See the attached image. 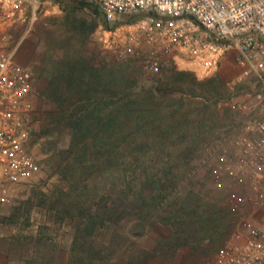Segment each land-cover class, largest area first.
<instances>
[{
	"label": "rangeland",
	"instance_id": "rangeland-1",
	"mask_svg": "<svg viewBox=\"0 0 264 264\" xmlns=\"http://www.w3.org/2000/svg\"><path fill=\"white\" fill-rule=\"evenodd\" d=\"M101 17L79 0H37L10 16L0 10V42L34 75L30 151L37 164L0 206V264H205L235 228L210 165L256 116L253 83L240 77L233 51L207 74L187 60L168 62L158 78L140 76L134 60H118L101 45ZM74 57L99 70L95 94L114 96L108 106L118 109L103 127L110 109L101 102V118H87L77 136L69 124L51 122L57 109L42 94L45 74ZM234 100L248 107L234 111ZM126 199L128 218L115 212L114 224L104 221L102 211L120 210ZM185 210L210 213L213 233L172 243L185 228Z\"/></svg>",
	"mask_w": 264,
	"mask_h": 264
},
{
	"label": "built area",
	"instance_id": "built-area-1",
	"mask_svg": "<svg viewBox=\"0 0 264 264\" xmlns=\"http://www.w3.org/2000/svg\"><path fill=\"white\" fill-rule=\"evenodd\" d=\"M106 21L100 42L118 60H134L140 76L160 77L165 65L191 61L202 74L234 52L240 77L254 86L257 114L214 155L209 175L235 218L229 240L205 264H264V0H84ZM37 0H0L3 15ZM130 16H138L128 21ZM0 42V206L37 169L30 151L34 75ZM234 111L244 101L230 102Z\"/></svg>",
	"mask_w": 264,
	"mask_h": 264
},
{
	"label": "trees",
	"instance_id": "trees-1",
	"mask_svg": "<svg viewBox=\"0 0 264 264\" xmlns=\"http://www.w3.org/2000/svg\"><path fill=\"white\" fill-rule=\"evenodd\" d=\"M82 6L88 5L89 7L93 6L94 10L97 12L99 11L101 14L102 22L105 28H108V22L106 21L103 13L99 9V7L96 4L79 0ZM138 16H130L128 20L133 21ZM99 70L94 68L93 66L87 67L84 66L81 63V60L79 58L74 57V61L69 62H61L59 61L58 64H55L53 67V70L49 73L45 74V77L47 78V84L45 89L42 91V94L44 97L49 99L50 102H52L55 105V108L57 109V112L51 117L52 123H61L62 124H69L71 126V129L74 131V135H79L80 131L78 129L82 128V125H86V119L89 117H98V109L99 104L103 102L104 104H101L105 108H109L110 112L103 115L108 119V121L102 122L103 127H109L111 125V122L114 121L112 118L115 113L118 112V109L113 106H108L111 103L116 102V98H101L95 94V86L94 83L96 81L97 85V77ZM96 73V74H94ZM107 76H110V78L114 77L111 74H107ZM106 76V77H107ZM92 78L94 80V83L92 85ZM109 79V78H108ZM94 86V87H93ZM116 93V92H113ZM126 97V96H125ZM81 103V104H77ZM128 111L127 106H125ZM114 109V110H113ZM103 111V108H100V112ZM117 111V112H115ZM81 112L82 116L78 113ZM86 129V128H85ZM75 139L72 140V148H76L78 142H75ZM80 152V149H76L74 151V155ZM157 187V186H156ZM156 200V198H154ZM152 201V202H151ZM150 201V203H153V198ZM149 202L145 201V198L140 201V211L144 213V207L148 205ZM121 209L119 210V206H111L102 213L105 216L104 221L108 223L114 224V216L115 212L119 217L128 218L126 216L129 215L131 212L130 204L127 199L122 201L121 203ZM119 213V214H118ZM202 214L197 215L194 214L192 210H185V220L186 223H184L185 228L183 230H177L174 232L173 238L171 239L172 243L177 244H187L188 242L191 243L192 240H196L197 236H195V232H202L207 233L211 232L213 233L212 227L215 225L213 222V217L210 213L201 212ZM139 226L143 229L144 223H145V217L140 216L139 217ZM103 221V220H102ZM104 221L102 224H104ZM110 221V222H109ZM217 226V224H216ZM206 238L205 235H202L199 237V239ZM194 245V244H193Z\"/></svg>",
	"mask_w": 264,
	"mask_h": 264
}]
</instances>
